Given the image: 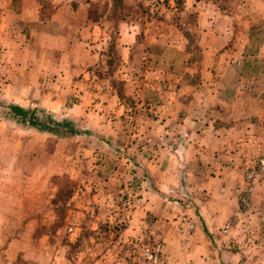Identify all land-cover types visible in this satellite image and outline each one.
<instances>
[{
	"label": "rangeland",
	"instance_id": "374dc122",
	"mask_svg": "<svg viewBox=\"0 0 264 264\" xmlns=\"http://www.w3.org/2000/svg\"><path fill=\"white\" fill-rule=\"evenodd\" d=\"M71 1L72 8L85 4L92 22L135 20L137 46L120 72H150L152 83L164 79L162 90L145 98L139 79L112 78L109 31L104 57L83 68L108 76L126 109L113 129L118 140L104 138L94 129L97 110L74 108L82 99L71 83L85 72L69 67L67 75V66L28 58L0 34V212L13 190H24L16 193L24 220L2 221L0 214V250L3 238L20 232L18 264H264V0H209L217 8L199 0V18L185 0ZM18 7V0L8 4L11 12ZM11 17L5 22L16 27ZM216 58L234 63L216 66ZM11 107L48 130L31 127ZM208 121L222 128L214 139L197 131ZM136 157H148L149 168ZM226 157L247 159L235 160L237 167L231 161L228 171ZM216 166L224 188L218 194ZM32 216L37 219L28 224Z\"/></svg>",
	"mask_w": 264,
	"mask_h": 264
},
{
	"label": "crops",
	"instance_id": "0c3cea01",
	"mask_svg": "<svg viewBox=\"0 0 264 264\" xmlns=\"http://www.w3.org/2000/svg\"><path fill=\"white\" fill-rule=\"evenodd\" d=\"M43 1L44 0H18V12H11L8 10V4L11 2V0H0V24L2 25L5 23V26H0V34H3L6 37L5 40L8 38L11 43H15L13 47H15L17 50H25L29 52L25 53V56L28 58L34 57L40 58V60H48L47 63L52 66H67L68 72L62 68V71L67 75L71 74L69 67H74V74H77L76 72L78 70L84 73L85 71H83V68L86 64L97 62L100 57H104L103 51L109 43L107 42V39L108 34H110L109 31H111L112 43L116 58V64H114L115 72L112 78H114L117 82L126 80L131 84L135 83L139 79L147 90V93L145 92V94H143L145 98L150 95L148 93L150 91L159 92L162 90L161 88L164 79H158L155 83H152V74L150 72L141 73L139 75L140 77H136L130 73L126 75L120 72V65L121 69H124L125 64H127V67H129V62L133 57L132 53L137 46V37L139 36L140 32L139 29L136 28L137 22L135 20L130 21L128 19L127 21L122 22H115L114 20L92 22L87 18V11L84 8L85 4L79 3L75 8H72L71 0H46L50 2V4H46V8L48 9L47 14L43 15L42 10L45 9L43 8L45 7L43 6ZM185 1L186 3H190L192 13L195 12L199 18L200 14L198 4L200 1ZM208 6L216 7L213 6L209 0ZM246 7L247 6H245V11L250 10V7H247V9ZM10 14L13 18H16L15 21H18V25L16 27H13V24L9 25L5 22ZM141 31L143 32L142 34L146 39V33L148 34V29L145 27V29L143 28ZM230 32L233 33L234 29H231ZM145 39L143 44H141V48L144 49V51L146 48H150V43L145 41ZM158 45L162 46L161 43H158ZM163 46H166V43H164ZM34 48L37 49V52L34 50ZM210 48V46L207 48V52L208 54L214 56L217 51H215L213 48ZM143 59H145V61L142 63V65H145L147 63V59L146 57ZM214 60V64L216 66L234 63V61H230L229 63L228 61L222 62V60L218 58ZM99 62L100 60L98 63ZM102 62L104 63V61ZM39 64H41V62ZM75 69H77V71H75ZM89 73L90 72H85V75H83L82 78L78 77L77 75L71 83L70 91L72 92L73 96H77L79 99H82V101L74 106L75 111H86L89 114L90 111L92 112L96 109L98 113L97 115L99 116L94 129L98 130V132L101 133L104 138L109 136V134H113V139L118 140L120 135L117 134L118 132L113 133V129L117 128V119H120V116H122L126 110L120 101L121 96L118 95V90L111 85L108 76L102 75L101 78H98L91 74L87 75ZM43 74L46 73L43 72ZM198 85L199 84H195V86ZM195 86L192 85V89H194ZM198 90L199 86L192 91ZM136 95L140 96V94ZM191 108L187 107L186 110L188 114ZM191 111L196 113L194 109ZM174 112H176V110L172 109L167 115L174 114ZM233 112L234 108L231 109L230 113L233 114ZM243 113L245 116L242 119V122L244 123L243 132L244 134H247L245 127L249 125L246 123L249 121L247 119H250V117L247 110ZM195 120L199 121L196 117ZM180 122L184 123V121L180 120L177 126L180 128L183 127L184 129V126H180ZM186 122L190 125H194V121L192 118H190V116L187 118ZM221 129L222 128L217 125L216 122L208 121V124L204 128H198L197 131L206 132L208 136L214 139L216 133ZM193 135L196 136V134ZM244 138L247 140V135H243V139ZM259 140H262L261 136L256 137L257 144L262 142ZM17 159L18 157H13L12 160L17 162ZM226 159L228 165L224 169L233 171L231 169V161H234L233 166L237 167L238 161L235 160L240 161L247 159V157H242L241 159H238L237 157H226ZM136 160H142L144 166L147 168H149V163H151V160H149L148 157H136ZM175 165L177 169L181 167V163ZM155 170L158 172L159 168ZM216 171L217 166L215 167V172H212L211 176L213 177L212 180L217 182V184H213V188L215 189L214 192L216 191L215 194H218L219 190L224 191V188L221 184L223 176H218V172ZM15 175L17 179L20 178V181L22 182L23 173L16 172ZM40 176L43 182H49L46 175L42 174ZM20 186V191H12L14 193L7 202L6 209H3V211L0 212V214H2V221L8 218L14 221V223L17 221L21 223L22 220H24V213L22 212L18 197L16 196L17 192L21 193V191H24L23 186ZM10 187L11 185L8 188ZM210 188L208 191L213 193ZM34 212L35 211H31V215L34 214ZM32 219L33 220H30L27 223L33 224L37 218L36 216H32ZM2 221H0V225H2ZM202 222L206 230L208 228H210V230L213 229L211 226L208 227L206 219H204ZM18 236H20V232L19 235L17 234V237L3 238L7 244L3 250H0V264H18V256L19 258L23 257V255L21 256V253H18L17 251V245L19 242Z\"/></svg>",
	"mask_w": 264,
	"mask_h": 264
},
{
	"label": "trees",
	"instance_id": "16d2710c",
	"mask_svg": "<svg viewBox=\"0 0 264 264\" xmlns=\"http://www.w3.org/2000/svg\"><path fill=\"white\" fill-rule=\"evenodd\" d=\"M11 110H13L16 115H18L20 117V119L22 121H26L28 123V125H30L31 127L37 129V130H41V131H46L48 130L46 127V125L41 124L39 121H37L32 114H27L26 111H24L21 108L18 107H11ZM27 118V119H26Z\"/></svg>",
	"mask_w": 264,
	"mask_h": 264
}]
</instances>
